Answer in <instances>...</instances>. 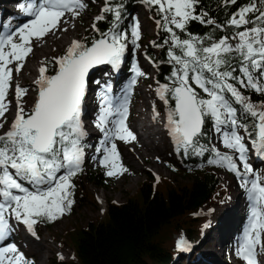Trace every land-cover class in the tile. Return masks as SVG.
<instances>
[{"label":"snow or ice","instance_id":"6c2138e0","mask_svg":"<svg viewBox=\"0 0 264 264\" xmlns=\"http://www.w3.org/2000/svg\"><path fill=\"white\" fill-rule=\"evenodd\" d=\"M145 2L158 6L157 27L168 34L163 44L152 43L154 47L168 46L167 63L172 65L167 77L169 83L157 82L156 93L165 104L169 95L175 100L165 123L175 151L184 155H203L208 151L200 140L207 135L205 121H212L213 133L219 134L222 144L232 150L235 158L213 146L214 158L208 163L234 173L250 202L249 223L239 242L237 256L246 264H260L257 257L264 255V176L254 171L248 156L250 151H255L264 158V103L254 104L240 89L264 94V0H250L232 14L227 24L243 30L218 40L187 33V25L193 20L217 29L224 27L211 18L206 19V12L196 13L199 0ZM229 2L235 4L236 0ZM85 7L84 0H30L20 5L27 21L0 33V129L8 124L6 113L11 101L7 97L13 71H21L32 52L33 40L53 31H67L62 28L68 22L64 19L66 14L78 17ZM122 10V4L106 0L101 15L92 24L100 38L93 39L91 46L73 41L65 55L53 58L58 65L55 75H46L44 66L39 69L40 76L34 81L38 96L29 110L23 104L28 89L15 86V117L7 130L0 132V264H33L15 243H5L15 230L12 221L23 224L31 236L39 239L35 231L38 223L55 221L71 209L75 187L72 178L82 171L85 156L83 141L87 133L81 116L89 74L102 65L119 70L129 43V32L120 28ZM106 13L113 16L112 26L100 32L96 23L104 20ZM176 30L186 33L187 38L182 39ZM130 36L131 44L139 48L138 20L133 22ZM135 75L145 73L136 67ZM95 83L99 85L100 81ZM135 83L134 78L132 84ZM153 110L154 118L159 116L155 106ZM127 116V95L114 103L105 91L93 125L103 133L104 139L96 151L103 153L100 163L109 177L127 171L120 163L116 144V140L127 143L136 138L127 127ZM249 119L251 123L245 122ZM156 180L159 181L158 176ZM177 248L187 250V241L179 239Z\"/></svg>","mask_w":264,"mask_h":264},{"label":"rangeland","instance_id":"374dc122","mask_svg":"<svg viewBox=\"0 0 264 264\" xmlns=\"http://www.w3.org/2000/svg\"><path fill=\"white\" fill-rule=\"evenodd\" d=\"M104 2L105 0H84L86 7L80 12V15L73 18L70 14V19H73L75 24L78 23L77 18L87 17L84 23L78 27L80 33L75 35V41H80L83 43L85 41L88 42V44L90 43V40H92V34L94 32L92 28V21L101 13ZM137 20L140 24L141 35V38L138 42L140 45L139 48L134 47L130 42L131 26L133 22ZM126 21L125 29L129 32L130 41L128 43V50L125 52L120 68L119 70H113L111 69V66L104 65L102 66V70L106 69L107 67L109 70H111L108 72L111 75L109 89L115 87V84L122 82L124 84L123 95L125 96L127 94L129 120H126V124L128 123L127 127L131 130L136 138L135 140H130L127 143L116 140L120 163L124 168L127 169V171L112 177L106 175V168L100 163L103 153H98L96 151L97 147H100L101 141L104 139L103 133L94 125L92 126V120L97 118L96 113H94L92 116L88 115L84 117L85 106H83L81 119L84 125V130H86L85 128L87 127L94 133V135L88 138L87 141H85V137L83 141V143H87V146H85L84 149L85 156L82 171L80 172L81 174L79 173L72 178V183L75 187L72 189V199L74 202L71 206V209L66 211L55 221L48 222L46 220L48 223L41 221L35 226V231L39 235L38 242H41L42 240H48L46 242V246L49 245L47 246L44 255H42L43 258L41 260V264H51L52 260L56 258L60 259L61 256L63 257V259H60L62 261L72 259L74 256V243L70 241L71 235L68 234L69 230H73L75 227L87 226L88 223L103 218L106 206L110 201L121 203L126 201L130 196L135 195L142 183L149 179V175H152L151 179L154 180V182H157V176L159 177V180L163 177H169L170 179L182 182H188L192 180L191 175H184L181 172V169L174 170L170 168V166L179 168L180 165L178 155L175 151L174 142L169 135V130L167 134L165 133L163 136L155 135L153 137V139L157 141L162 148L156 156L153 153V159L156 157L159 167L154 168L152 166L153 159L151 158V152H145L144 150L142 151V148L140 147V143L138 142L139 140L137 139L139 134H145L148 131L154 132L158 129V127L152 126L143 130L140 129L139 131L135 127L137 124L136 121L141 118L142 115L139 111H145L144 109H146V107H148L149 110L151 107L155 106V109L160 112L161 117L163 116L165 120L167 117V111L166 104L164 101L159 99L156 93V88L158 87V83L154 80L156 66L152 61H149L148 54L146 53V50L150 48V46L153 44L152 42H155L156 38L158 37V33L156 31V21L151 17L150 12L147 10L145 5L140 2H137L133 5V11L129 14ZM0 33H4V30ZM63 55L65 54L62 52L59 53L55 50L52 51V57L56 56L58 58ZM48 60L50 59L48 58ZM41 65L44 67L46 66L45 62H41ZM136 67H139L140 70L145 73V75L136 77ZM92 71L93 69L89 74L90 79L94 77L92 75ZM46 75H48L47 72ZM51 75H55V73ZM134 78L136 83L132 84V80ZM117 79L120 80L118 83ZM15 86V83H12L11 90L13 92L12 97L14 98V104H16ZM19 86L21 85L19 84ZM117 87L119 86L116 85V88ZM32 94L37 96L38 90L36 89ZM115 96L116 95L114 94L112 97L114 98ZM10 98L11 97L8 96L7 100L9 101ZM89 98L92 99L90 100L93 106L97 107L99 105L101 98L99 97V93H95L94 89L90 91ZM25 109L29 110L30 108ZM15 113L16 111L11 112L7 119L8 124L5 125L4 129H0V132L7 130L11 121L15 117ZM7 114L8 113H6V116ZM129 124H131L130 126L135 127V131L129 126ZM240 132L242 135L244 134L242 129ZM245 142L248 143L247 138ZM211 144L212 147L215 146L221 153L233 154L235 158V154L232 153V150L224 147L220 140L219 134H215L213 131L211 133ZM126 147L138 148V150L143 154L146 153L145 155L147 156L148 161H151V163L143 162L141 168H134L132 164L129 163V158L125 155ZM249 147H251V145H249ZM211 155L214 158L213 152ZM248 162L252 165L255 171V165L257 162L255 151L249 152ZM237 163L238 165L240 164L239 161H237ZM215 166L216 167L213 168V170L217 172L220 180L229 189V195L220 202L209 203L202 208L201 211L209 218V221H207L206 226L203 229V235L198 240V242L195 243V245L187 242V250L191 251L193 249V252L198 253V258L196 260H191L190 258L192 257V252H190V254L187 253L188 255L186 256L190 257H187V260L184 259L183 264H210V260L214 258L221 264L236 263L235 261L237 255L235 256V252L233 251L234 248L232 246L235 245L238 235L244 233L245 229L247 228L245 226H248L250 218V202L247 198L245 189L240 186V181L237 179L235 174L228 171L225 167L218 165ZM101 171L102 180L105 182L103 186H99L94 183L90 177L91 173H99ZM262 173L264 172L262 171ZM73 180H75L76 183H74ZM78 202L82 203L83 207H81ZM12 223L15 230L11 234V243H15L19 250L24 253L25 257L35 263L38 253L35 251L36 249L34 248L32 241L26 238V234L28 232L26 227L23 224L17 225L14 221H12ZM184 237V235H178L176 238L179 240L181 238L184 239ZM222 240L223 243L219 245ZM180 262L181 259H179L175 264H180Z\"/></svg>","mask_w":264,"mask_h":264},{"label":"trees","instance_id":"16d2710c","mask_svg":"<svg viewBox=\"0 0 264 264\" xmlns=\"http://www.w3.org/2000/svg\"><path fill=\"white\" fill-rule=\"evenodd\" d=\"M137 2L145 5L155 21L160 19L156 11L158 6L149 5L145 0H112L113 4L123 5L121 29L126 28L127 17ZM249 2L250 0H236L233 4L229 0H199L196 13L206 12V19L211 18L216 21V24L224 27L217 29L214 25L201 24L193 20L187 25V33L201 37L211 36L215 40L223 36L231 37L243 28L236 29L228 25L227 21L232 14ZM105 16L104 20L96 23L100 32H105L112 26V14L106 13ZM251 16L252 14L249 13V17ZM93 22L94 20L92 24ZM156 31L158 37L155 42L163 44L168 34L157 26ZM176 31L182 39L187 38L186 33ZM99 38L100 33L94 31L91 39ZM92 40L86 45L91 46ZM231 42L236 43V41ZM167 51V45L161 48L154 47L153 44L146 50L148 57L156 66L154 80L161 84L169 83L167 77L172 71V65L167 63ZM176 51L179 54V50ZM236 86L239 88V84ZM193 87L196 86L193 84ZM197 91L201 92L198 88ZM240 91L243 95L250 97L254 104L264 103V94L251 89L241 88ZM201 95H203L202 92ZM174 107L175 100L169 95L166 111ZM237 108L239 113V106ZM245 122L251 123V120ZM204 131L207 135L201 137L200 143L209 150L203 155H184L176 152L180 167L170 166L174 170L181 169L184 175L190 174L191 181L182 182L163 177L158 182H154L151 179L152 175H149V179L142 183L135 195L121 203L110 201L103 218L90 222L87 226L69 230L70 241L74 243L73 258L67 261L56 258L51 264H175L179 259L182 262L180 264H183V260L190 257L186 256L190 252H192L190 259L196 260L198 253L193 252V249L189 251L177 248L176 237L184 235L187 242L195 245L202 237L203 229L209 221L208 216L201 211L202 208L209 203L220 202L229 195V189L213 170L216 166L208 163V160L213 159L210 119L205 121ZM255 155L257 160L255 172L264 176L262 173L264 158L256 153ZM90 177L99 186L105 184L102 180V171L91 173ZM73 182L76 183L75 180ZM78 203L83 207L82 203ZM43 221L48 223L46 220Z\"/></svg>","mask_w":264,"mask_h":264},{"label":"bare ground","instance_id":"6f19581e","mask_svg":"<svg viewBox=\"0 0 264 264\" xmlns=\"http://www.w3.org/2000/svg\"><path fill=\"white\" fill-rule=\"evenodd\" d=\"M29 2H30V0H0V32H2L4 30V33H6L10 29H14L16 26L22 25L24 22L27 21L28 17L22 11V9L20 8V5L21 4L26 5ZM134 9H135V7H134ZM64 19H67L68 22L63 23L62 28L67 29V31H63V30L53 31L41 39H38V40L34 39L33 44H32V52L26 57L21 71L18 73L15 72V70L13 71L12 83H15V85L20 84L21 87L28 89L26 95L23 97V104H24L25 108H31L33 106L37 96H38V95L37 96L33 95L32 93L36 89L38 90V86L34 83V81L37 80L40 76L39 69L42 67L41 62H45V64H46L45 67L47 68V73L49 76L53 73H56V71L58 70V65L55 63V60L53 58H57V57L56 56L52 57V51L55 50V51H58L59 53L62 52L64 54H66L68 47L71 45V43L73 41H75V35H78L80 33L78 27L80 25H82V23H84V21L87 19V17L77 18V20H78L77 24L74 23L73 19H70V14H66ZM87 43L88 42L84 41V44H87ZM48 58L50 60H48ZM102 66H104V65H102ZM102 66L101 67L100 66L95 67L92 71L93 72L92 75L94 77L92 79L89 78L90 83L88 85L87 94H86V97H85V100L83 103V106H85V116L84 117H86L88 115L92 116L94 113H96V116H97L98 112H99L100 102H99V105L97 107L93 106L92 102H91L92 99L89 98L90 97V91L92 89L95 90V93H99L100 98L105 94V91H107V94L110 95L111 97L115 94L116 96L114 98L112 97L114 103L121 101L124 98V95H123L124 94V91H123L124 84L122 82H120L119 84H115V87H113L112 89H109V85H110V81H111V75L108 72H110L111 70H109L108 67L106 69L102 70ZM12 67L15 68V65H12ZM106 73H107V75H106ZM95 81H100V84L97 85L95 83ZM119 81L120 80L117 79V83ZM116 85L119 87L116 88ZM114 90H115V92H114ZM12 94H13V92L10 89L8 96L11 97L9 99V101H11V106H10L9 112H7L8 113L6 116L7 119H8V117L12 111L17 110L16 104L13 103L14 98L12 97ZM86 105H87V107H86ZM128 113H129V108H128ZM128 116H127V120H129ZM162 118L164 119L163 116H162ZM140 119H142V117ZM93 121L94 120H92V126H93ZM154 123H155V126L158 127V129L156 131H154V132L148 131L149 133L147 132L145 134H139V136L137 137V139L139 140L138 142L140 143V147L142 148V151L144 150L145 152H151V155H152L151 158L152 159L154 156L153 153L156 156L157 153L160 152V150L162 149L161 145H159V143L157 141H155L153 139V137L155 135L163 136L165 133L167 134V132H168V128L165 127V123H166L165 120L163 121L161 118L156 117L154 119ZM130 125L131 124H129V126ZM130 127L135 131V127H132V126H130ZM149 127H147V128H149ZM85 129H86L85 132L87 133V135L85 136L86 137L85 141H87V139L92 137V135H94V133L87 127ZM84 145L87 146V143L85 142ZM145 154L140 152L138 150V148H134V147L133 148H129V147L125 148V155H126V157L129 158V163H131L134 168H141L143 162L151 163V161H148L147 156ZM152 166L154 168L159 167L158 160L156 159V157H155V159H153V165ZM245 227H247V226H245ZM11 236H10L9 240L6 241L5 243L11 242V240H12ZM242 236H243L242 233L240 235H238L236 242H235V245L233 244L234 246H232L234 248L233 251L235 252V256L237 255V248L239 246V242L242 240ZM38 237H39V235H38ZM26 238H28L29 240L32 241V243L34 244V248L36 249L35 251L38 253V255L36 257L37 259H36L35 263H33V264H41V260L43 258L42 255H44V253L46 252L47 246H49V245L46 246V242L48 240H42L41 242H38L39 240L34 238L33 236H31V234L29 232H27ZM222 243H223V240L220 242L219 245H221ZM219 259H221V258H219ZM257 259L260 261V264H264V255H259L257 257ZM210 261H211L210 264H221L220 262H217L215 258L210 260ZM235 262L236 263H234V264H246V262L243 261L242 258H240L239 256H237Z\"/></svg>","mask_w":264,"mask_h":264}]
</instances>
